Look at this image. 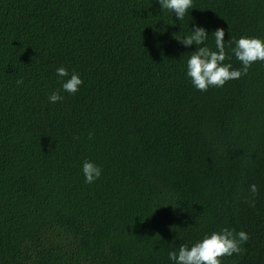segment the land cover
Wrapping results in <instances>:
<instances>
[{
    "label": "trees",
    "instance_id": "16d2710c",
    "mask_svg": "<svg viewBox=\"0 0 264 264\" xmlns=\"http://www.w3.org/2000/svg\"><path fill=\"white\" fill-rule=\"evenodd\" d=\"M194 24L227 51L264 37V0H193L181 21L158 0H0V264H171L221 227L249 237L222 264H264V61L195 89L175 38ZM61 65L83 83L49 103Z\"/></svg>",
    "mask_w": 264,
    "mask_h": 264
},
{
    "label": "clouds",
    "instance_id": "9594fccd",
    "mask_svg": "<svg viewBox=\"0 0 264 264\" xmlns=\"http://www.w3.org/2000/svg\"><path fill=\"white\" fill-rule=\"evenodd\" d=\"M158 3L161 11L170 12L171 15L174 13L176 19L181 21L192 8L193 0H158ZM209 35L205 26L194 24L186 35L175 36L185 47L196 45V49L191 51L192 54L186 60L185 75L197 90L207 91L212 86L222 87L226 81L238 79L242 74H246L253 62L264 61V37L242 35L235 39L234 46L226 51L224 28L218 27L211 32L214 36V49L207 43ZM233 55L241 62L240 68H233L231 62H225L226 59L230 61ZM55 74L61 80V87L48 95V102L53 104L63 100L62 91L75 94L83 83L79 72L73 70L69 73L63 65L56 68ZM22 83L21 79H17V86ZM81 172L84 182L91 184L101 177L102 168L94 161L85 159ZM248 192L251 197H255L258 192L257 184H250ZM250 203L254 204V200H250ZM173 207L175 209L177 206ZM248 238V233L244 230L221 227L219 230L205 233L191 245L185 243L177 250H170L168 259L171 264H222L221 257L239 254L242 250L241 245Z\"/></svg>",
    "mask_w": 264,
    "mask_h": 264
}]
</instances>
